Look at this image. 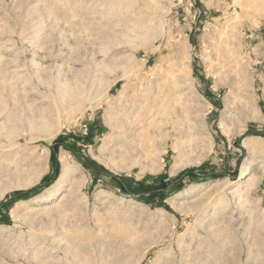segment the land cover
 Wrapping results in <instances>:
<instances>
[{"label":"rangeland","instance_id":"1","mask_svg":"<svg viewBox=\"0 0 264 264\" xmlns=\"http://www.w3.org/2000/svg\"><path fill=\"white\" fill-rule=\"evenodd\" d=\"M0 57L25 116H0V264H264V0H0ZM126 116L141 152L103 154ZM62 159L83 182L45 201Z\"/></svg>","mask_w":264,"mask_h":264},{"label":"bare ground","instance_id":"2","mask_svg":"<svg viewBox=\"0 0 264 264\" xmlns=\"http://www.w3.org/2000/svg\"><path fill=\"white\" fill-rule=\"evenodd\" d=\"M71 2V1H70ZM76 4V2H75ZM78 4V3H77ZM75 14V13H74ZM72 17V16H71ZM69 18V17H68ZM87 24V23H86ZM100 24V23H99ZM124 34H128V33H124ZM143 34V33H142ZM131 37V36H130ZM131 40V39H129ZM2 57V56H1ZM0 57V58H1ZM2 61V59H1ZM34 61V60H33ZM36 64H38L37 62H35ZM1 64V63H0ZM1 81V80H0ZM1 83V82H0ZM9 86V85H8ZM10 86H11V91L9 90L10 89ZM9 86V89H7V86L6 85H0V116H5L4 114L7 113V115L5 116V119L4 121H2V125L4 126V128H7L8 130H15L17 128V126L19 125V123L22 122L23 118V113L21 112V109H20V106H19V100L18 98H15V96H19V94H15L17 91L16 89H14V86L16 85H10ZM18 86V85H17ZM18 89V87H16ZM72 87H70L71 89ZM9 90V91H8ZM19 90V89H18ZM84 90V89H83ZM5 91H8L9 95L11 96H8L5 94ZM23 91V90H21ZM85 91V90H84ZM60 93V92H59ZM138 93V92H137ZM158 93V92H157ZM15 94V95H14ZM23 93H20V95H22ZM183 94V93H182ZM81 95H82V89H77L75 91H69L68 89V86L65 85V89L63 90V93L61 96H63V99L65 100L66 97H70L72 99H75V103H77V99H78V103H79V98H81ZM14 96V99L11 100ZM86 97V96H85ZM9 98L10 100L13 102L11 103V101H9ZM62 98V97H61ZM69 98V99H70ZM84 98V97H83ZM62 99V101H63ZM68 99V98H67ZM67 99H66V102H67ZM68 99V100H69ZM72 101V100H70ZM72 101V102H73ZM69 102V101H68ZM67 102V103H68ZM73 102V103H74ZM63 104L65 103L62 102ZM61 103V104H62ZM69 104V107L71 106L70 103ZM67 104V105H68ZM72 104V103H71ZM80 105V104H79ZM61 106V105H60ZM64 106V105H63ZM73 107H76L78 106L76 104V106H74V104L72 105ZM71 106V107H72ZM51 107V105H50ZM49 108V106H48ZM47 107H43L41 106L40 107V110L37 111L36 113H33V115L31 116V118H29V122L27 121L26 123H29V127H31V129L33 128H37V129H43L44 131L47 130L53 120H54V113L52 111H50ZM64 108V107H63ZM62 108V109H63ZM30 109V108H29ZM67 109V108H66ZM37 110V109H36ZM53 110V109H52ZM61 110V108L59 109L58 108V111ZM34 110H32L33 112ZM35 112V111H34ZM57 113H60V112H57ZM32 114V113H31ZM59 115V114H58ZM141 115V114H140ZM29 116V115H28ZM57 116V115H56ZM27 120V119H26ZM121 120L118 124V127L119 129H121V131L119 133H116V136L113 138H111L110 140V144L108 147H105V148H101V152L103 154H106V155H111L112 157L114 155H116L117 153L120 154V155H130L132 158L133 157H136L137 155H135L137 149H135L137 147V144H138V147L140 146V144L143 143V140H144V137H141L140 136V133L138 134L137 132V124H135V122L129 120V118H127V116L124 118H121L119 119ZM25 122V121H24ZM53 125V124H52ZM54 126V125H53ZM52 126V127H53ZM115 127V126H113ZM112 127V128H113ZM56 128V126H55ZM57 128H59V126H57ZM56 128V129H57ZM198 128V127H197ZM18 129V128H17ZM113 130H116L115 128ZM54 127H53V132H54ZM60 131V130H58ZM58 131H56V133H58ZM54 135V133L48 135V138H51L52 136ZM112 135V134H111ZM55 136V135H54ZM166 137V136H165ZM159 138V137H158ZM257 138H255L256 140ZM258 140V139H257ZM164 141L163 143V147H161L163 150V154H167L168 153V149H167V146H168V140L166 138V140H162V142ZM161 143V142H160ZM176 143V142H175ZM144 144V143H143ZM146 144V143H145ZM177 145V144H176ZM176 145L173 147L174 151H179L178 150V147H176ZM244 145L246 147H248V149L250 150V153L252 152L255 153L256 152V143L254 140L250 139V140H247L245 139L244 140ZM118 146V147H116ZM179 146V145H178ZM142 147V145H141ZM258 147V146H257ZM147 149V148H146ZM139 150V149H138ZM149 150V149H148ZM188 150V149H187ZM157 151V150H156ZM161 153L162 151L159 150ZM135 152V153H134ZM142 152H143V149H142ZM149 152V151H148ZM147 152V153H148ZM152 152V151H151ZM150 152V153H151ZM145 154V153H144ZM153 155V153H151ZM181 154V153H180ZM141 155V154H140ZM148 156V154H146ZM162 155V154H161ZM160 155V156H161ZM64 156V155H63ZM104 156V155H103ZM143 156V155H142ZM145 156V155H144ZM155 156V155H154ZM140 157V156H139ZM148 157H151L148 156ZM162 157V156H161ZM254 157V156H253ZM131 158V159H132ZM252 158V157H251ZM110 159H112L110 157ZM127 159V158H126ZM157 159V158H156ZM154 159V161H158ZM159 159V158H158ZM113 160V159H112ZM163 160V159H162ZM115 161V160H113ZM133 162V161H132ZM252 160H246L244 162V166L242 167L243 170L241 172V178L245 177V175L247 174V171L248 169L250 168L251 164H252ZM140 163V162H139ZM135 164V163H134ZM155 165V163H154ZM176 165V164H175ZM178 166V165H176ZM161 167L159 164H156L154 166V170H159ZM178 168V167H177ZM177 168L174 167L173 169V172H176L177 171ZM2 173V172H1ZM79 173H80V167L77 166L76 163H72L71 161L67 160V159H62V169H61V173L60 175L58 176L55 184L49 188L46 193H45V201H48V200H52L55 196L59 195V194H62L63 191L65 190H69V192L71 194H74L75 192L78 191V186L80 183L83 182L82 180V177H84L83 175L79 176ZM1 178V176H0ZM86 179V178H85ZM87 180V179H86ZM85 183V182H84ZM5 192L6 190H3V191H0V199H2V197L5 195Z\"/></svg>","mask_w":264,"mask_h":264},{"label":"trees","instance_id":"3","mask_svg":"<svg viewBox=\"0 0 264 264\" xmlns=\"http://www.w3.org/2000/svg\"><path fill=\"white\" fill-rule=\"evenodd\" d=\"M60 144H61L60 141H56V142L52 145V150L54 151V154H56L57 148L59 147ZM187 174H189V172H188Z\"/></svg>","mask_w":264,"mask_h":264}]
</instances>
